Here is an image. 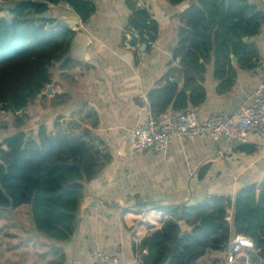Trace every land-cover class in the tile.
Here are the masks:
<instances>
[{
    "label": "crops",
    "instance_id": "1",
    "mask_svg": "<svg viewBox=\"0 0 264 264\" xmlns=\"http://www.w3.org/2000/svg\"><path fill=\"white\" fill-rule=\"evenodd\" d=\"M251 1L264 12V0ZM196 2L96 0V11L86 21L66 3L51 6L47 15L76 34L65 57L52 66V82L27 107L17 113L0 110V144L19 132L36 134L41 125L51 129L59 118L68 120L85 108L97 112L94 130L112 159L85 183L76 231L69 241L38 231L28 204L0 207V264H90L93 248L116 253L126 264H142V239L162 225L158 207L181 206L191 200V193L200 196L199 202L210 194L234 198L241 188L262 181L264 139L250 140L248 145L256 147L251 154L225 138H175L166 152L137 151L132 145L129 131L145 119V98L158 109L159 92L173 87L177 94L184 88L175 48L188 9ZM132 5L146 8L158 26L151 32L154 39L146 37L137 47L129 45ZM248 41L258 54L252 67L231 54V81L216 76L214 59L206 64L199 78L204 100L187 105L200 119L214 113L231 115L251 104L264 80V24ZM140 202L150 204L144 207ZM223 257V251L210 250L198 264H222Z\"/></svg>",
    "mask_w": 264,
    "mask_h": 264
},
{
    "label": "trees",
    "instance_id": "2",
    "mask_svg": "<svg viewBox=\"0 0 264 264\" xmlns=\"http://www.w3.org/2000/svg\"><path fill=\"white\" fill-rule=\"evenodd\" d=\"M61 3H68L83 21L96 11V0H0V110L20 112L52 82L51 68L65 57L76 34L47 15ZM188 11L175 48L184 88L177 94L173 87L159 92L158 109L152 104L156 115L171 103L173 109H184L189 102H202L206 94L199 78L212 59L216 76L226 83L231 81V54L247 67L258 54L245 38L260 32L264 12L251 0H198ZM128 23L142 41L158 27L150 12L136 5ZM98 119L96 111L81 108L68 120L59 118L51 129L41 125L36 134L19 132L0 144V207L28 204L38 231L69 241L85 183L112 159L95 133ZM237 150L251 154L256 147L243 144ZM157 209L163 213L162 225L142 239L141 248L147 251L142 264H198L208 251H224L234 235L251 238L259 251L252 259H264V178L241 188L234 198L210 194L193 207ZM181 220L195 226L192 232L181 233Z\"/></svg>",
    "mask_w": 264,
    "mask_h": 264
},
{
    "label": "built area",
    "instance_id": "3",
    "mask_svg": "<svg viewBox=\"0 0 264 264\" xmlns=\"http://www.w3.org/2000/svg\"><path fill=\"white\" fill-rule=\"evenodd\" d=\"M65 5L71 7L68 3ZM142 111L146 114L145 119L129 131L137 151L154 149L166 152L175 138H209L216 141L224 137L235 145L248 144L252 138L264 139V80L256 88L251 104L239 107L231 115L214 113L202 120L197 110L188 108L171 109L156 115L148 97ZM244 251L259 252L251 238L234 235L223 253L226 262L231 264ZM90 264L126 263L116 253L93 248ZM257 264H264V259H259Z\"/></svg>",
    "mask_w": 264,
    "mask_h": 264
},
{
    "label": "water",
    "instance_id": "4",
    "mask_svg": "<svg viewBox=\"0 0 264 264\" xmlns=\"http://www.w3.org/2000/svg\"><path fill=\"white\" fill-rule=\"evenodd\" d=\"M153 34L151 32H147L146 33V37L149 39V40H153L154 39V36H152ZM139 41H140V37L138 35H136L135 33H132L131 35V40L129 41V45L132 46V47H137L138 44H139ZM245 41H248V38H245ZM260 193V190H258V194ZM191 197V200L188 201V202H185L183 203V205H186L188 207H193L194 205H196V203L199 202V199H200V196L198 195H193L191 193L190 195ZM150 203L148 202H140L139 205L140 206H147L149 205ZM179 226H180V229H181V233H186V232H192V230L194 229L195 226H191L189 225L185 220H181L179 221ZM147 255V251H145L142 256H141V260L144 261L145 257ZM167 264V263H165Z\"/></svg>",
    "mask_w": 264,
    "mask_h": 264
},
{
    "label": "rangeland",
    "instance_id": "5",
    "mask_svg": "<svg viewBox=\"0 0 264 264\" xmlns=\"http://www.w3.org/2000/svg\"><path fill=\"white\" fill-rule=\"evenodd\" d=\"M224 139V137H221ZM253 253L251 251H244L241 254H238L236 259L231 264H257V261L252 259ZM222 264H228L226 262L225 256L223 257Z\"/></svg>",
    "mask_w": 264,
    "mask_h": 264
}]
</instances>
